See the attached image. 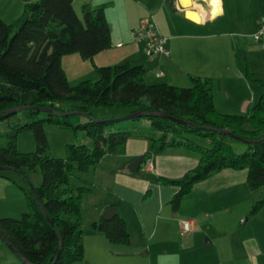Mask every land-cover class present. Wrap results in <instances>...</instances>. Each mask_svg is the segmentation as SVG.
<instances>
[{"label":"trees","instance_id":"1","mask_svg":"<svg viewBox=\"0 0 264 264\" xmlns=\"http://www.w3.org/2000/svg\"><path fill=\"white\" fill-rule=\"evenodd\" d=\"M73 1L37 0L26 3L11 22L0 17V121L19 114L28 120L12 125L0 144V167H11L20 176L24 186L14 183L27 204L19 218H0V234L29 264H73L83 258L81 198L89 187L72 188L70 178L75 172L93 169L105 155L124 154L133 136L150 142L145 160L168 148L199 154V163L182 177H159L164 184L178 187L171 201L175 210L198 182L224 169L248 170L249 187H264V91L250 113L229 114L216 108L209 78L191 76L190 86L149 83L143 64L97 65L94 56L112 46L110 25L102 7L84 4L79 17ZM72 53L91 61L96 80L69 83L61 59ZM246 76L264 88V80L249 69ZM23 106L34 108L10 112ZM96 108L126 109L127 113L101 119ZM137 113V117L123 119ZM143 119L148 123L141 122ZM128 120L130 123L120 124ZM45 124L75 134L82 131L91 146L85 141L68 143L64 157H52L47 152ZM208 128L226 130L233 136ZM22 130L32 131L35 151L17 150L16 139ZM190 135L207 138L209 146ZM234 136L251 141L246 142L248 149L243 153L235 152L229 141L237 140ZM36 168L41 173L39 186H33L28 176ZM263 207L264 198L250 207L248 217L256 216ZM90 227L103 232L112 243L130 241L126 221L118 213ZM7 264L27 263L19 259Z\"/></svg>","mask_w":264,"mask_h":264},{"label":"crops","instance_id":"2","mask_svg":"<svg viewBox=\"0 0 264 264\" xmlns=\"http://www.w3.org/2000/svg\"><path fill=\"white\" fill-rule=\"evenodd\" d=\"M34 1L0 0V17L11 22ZM187 1L74 0L73 7L79 2L104 9L112 46L94 56L97 65L143 64L149 83L190 86L191 76L211 78L218 111L226 106L223 113H250L264 91L246 76L249 69L264 80V44L254 39L264 20V0H190L185 6ZM150 15L167 38L169 55L149 57L145 44L133 40L132 30ZM149 149L145 137L133 136L124 154L105 155L93 169L74 175L89 190L81 198L84 255L73 264H264V207L248 217L264 198V187H249L248 170L224 169L198 182L175 210L171 201L178 187L159 177L178 179L200 159L192 151L168 148L148 159L151 169L139 167L142 177L134 176L128 166ZM110 208L115 211L109 219L118 213L126 221L128 244L112 243L90 227L108 220L104 213ZM185 219L194 228L183 234ZM3 244L0 239V264L12 261Z\"/></svg>","mask_w":264,"mask_h":264},{"label":"rangeland","instance_id":"3","mask_svg":"<svg viewBox=\"0 0 264 264\" xmlns=\"http://www.w3.org/2000/svg\"><path fill=\"white\" fill-rule=\"evenodd\" d=\"M91 7L97 8L94 6ZM74 10L76 11L79 17L82 16L79 2L75 3ZM61 64L65 70L69 83L72 85L85 79H90L93 81L97 79V74L90 75L92 71L93 73H96L91 61L82 59L78 53L64 55L61 59ZM160 73L158 75H163V73L162 74ZM211 81H212V91H213L214 90L213 80L211 79ZM180 86H184V85H180ZM213 93L216 94V90H214ZM216 98H218L217 102L219 103L220 102L219 96L217 95ZM218 103L217 105L219 108L221 107V104ZM224 109L225 111L223 112H226L228 107L225 106ZM94 111L95 114L101 119L104 117L111 118L112 116H115L113 118H119L126 115L127 113L126 109L96 108L94 109ZM27 121L28 120L24 118L21 114H19L18 117L13 116L7 120L0 121V144L5 140L4 135L10 130L12 125H14L15 123L21 124ZM78 121L80 122L83 121L81 116L78 117ZM129 121L130 120L122 121L120 122V124L130 123ZM141 122L148 123L147 119H143L141 120ZM44 130L48 141L47 152L52 157H64L65 145L68 143L79 144L82 141H85L87 145L91 146L90 139L85 137L82 131H77L75 134L71 130L62 129L54 124H45ZM190 136L194 138L198 143L206 147L209 146V141L207 140V138L202 136H193V135ZM229 141L233 143L234 150L237 153H243L248 149V145L244 142L234 139H229ZM16 148L19 152L35 151L36 145L34 143L33 133L31 130H22L18 133L16 139ZM191 153L195 155L194 157L199 159V154L195 152H191ZM143 165H145L146 170H149L151 169L152 163L147 159L144 160L139 167L142 168L141 166ZM75 173L77 174V172ZM141 173L144 172L142 170H139V171H135L132 174L137 177H142L140 175ZM28 176L33 186H39L41 184V173L39 168H36L34 170H29ZM14 182L18 183L21 186H24V183L21 180L20 176L14 170L8 169V170L0 171V218H5V217L19 218L23 212L27 211V204L25 201L24 194L22 190L17 185H15ZM79 184L80 183L77 181V178H75L74 176L70 178V182H69L70 187L76 188ZM3 245L7 249L6 251H9L12 257L11 259L12 261L9 262H18L19 257L15 254V252L11 251L6 244ZM7 263L8 261L7 262L2 261L1 264H7Z\"/></svg>","mask_w":264,"mask_h":264},{"label":"built area","instance_id":"4","mask_svg":"<svg viewBox=\"0 0 264 264\" xmlns=\"http://www.w3.org/2000/svg\"><path fill=\"white\" fill-rule=\"evenodd\" d=\"M133 40L145 44L146 54L152 57L156 54L169 55L170 50L166 46L167 38L158 30L157 24L152 15L142 18L139 25L132 30ZM255 41H261L264 44V20L254 34ZM162 74V73H160ZM194 223L192 220L182 221V233L192 231Z\"/></svg>","mask_w":264,"mask_h":264},{"label":"water","instance_id":"5","mask_svg":"<svg viewBox=\"0 0 264 264\" xmlns=\"http://www.w3.org/2000/svg\"><path fill=\"white\" fill-rule=\"evenodd\" d=\"M29 108H34V107H31V106H23V107H17V108H14L12 110H10L11 113H17L21 110H24V109H29ZM38 109V108H37ZM42 111H47L46 109H40ZM156 114V113H153V115ZM140 114H131V115H128L126 117H124L123 119H129V118H133V117H137L139 116ZM173 121H177V122H180V123H183L184 122L182 120H177V119H174L172 118ZM208 129H211V130H217V129H214V128H208ZM218 132L224 134V135H230V136H233L232 133L226 131V130H217ZM235 139L239 140V141H242V142H251V141H245L243 140L242 138L238 137V136H234ZM145 160L144 158V155H141L139 156L137 159H134V161H132L130 163V165L128 166V169L130 171H137L139 169V166L141 165V163ZM8 169H12L11 167H8V166H2L0 167V171H3V170H8ZM115 211V208H110V209H107L104 213V218L105 219H109L110 216H112V214L114 213ZM0 239L3 240L11 249H13V251L17 254V256L19 257V259L21 261H24L26 262L27 264H29L26 259L23 257V255L18 251V249L3 235L0 234ZM61 248V243H60V246H59V249L58 251L60 250Z\"/></svg>","mask_w":264,"mask_h":264},{"label":"bare ground","instance_id":"6","mask_svg":"<svg viewBox=\"0 0 264 264\" xmlns=\"http://www.w3.org/2000/svg\"><path fill=\"white\" fill-rule=\"evenodd\" d=\"M215 2H217V1H215ZM190 4H191V1L190 0H188L187 2H184V5L185 6H189ZM196 20H199V18H196Z\"/></svg>","mask_w":264,"mask_h":264}]
</instances>
